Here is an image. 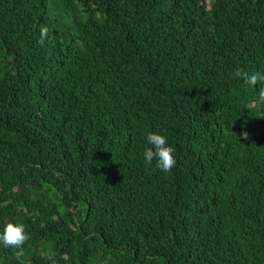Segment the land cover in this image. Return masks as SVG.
I'll list each match as a JSON object with an SVG mask.
<instances>
[{
  "label": "trees",
  "instance_id": "16d2710c",
  "mask_svg": "<svg viewBox=\"0 0 264 264\" xmlns=\"http://www.w3.org/2000/svg\"><path fill=\"white\" fill-rule=\"evenodd\" d=\"M255 71L264 0H0V264H264Z\"/></svg>",
  "mask_w": 264,
  "mask_h": 264
},
{
  "label": "clouds",
  "instance_id": "9594fccd",
  "mask_svg": "<svg viewBox=\"0 0 264 264\" xmlns=\"http://www.w3.org/2000/svg\"><path fill=\"white\" fill-rule=\"evenodd\" d=\"M47 26L40 28V43H44L48 36ZM249 87H257L264 83V71H255L247 76L237 77ZM247 137L248 133H242ZM146 146L143 150V159L148 165H154L158 170L167 173L176 164L175 147L169 142L166 134L160 131L150 130L145 136ZM29 235L24 223L9 220L7 223L0 224V245L6 248L17 249V255L22 253V247ZM48 255L52 257L51 264H56L55 253L49 250Z\"/></svg>",
  "mask_w": 264,
  "mask_h": 264
}]
</instances>
